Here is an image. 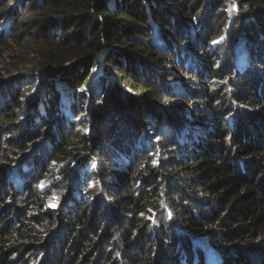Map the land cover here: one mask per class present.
Returning a JSON list of instances; mask_svg holds the SVG:
<instances>
[{
	"label": "trees",
	"instance_id": "trees-1",
	"mask_svg": "<svg viewBox=\"0 0 264 264\" xmlns=\"http://www.w3.org/2000/svg\"><path fill=\"white\" fill-rule=\"evenodd\" d=\"M206 1L203 19L196 18L205 50L228 32L221 31L225 25L207 26L216 0ZM158 2L0 0V47L20 32L31 34L17 17L26 7L35 14L46 81L41 97L25 102L36 106L23 124L25 140L11 137L0 162V264H208L207 246L218 264H264V23L247 33L249 45L225 66L211 69L205 51L187 67L191 57L182 47L188 46L179 44L186 31L172 24L181 36L172 37ZM225 3L217 7L221 15ZM254 13H231L228 28L264 19V10ZM166 54L182 62L180 71L207 82L178 88L174 75L163 72L172 60ZM112 71L127 78L132 94L112 83ZM3 72L1 113L25 87L10 86L23 73ZM181 89L195 105L186 121L173 103ZM114 101L127 117L112 119ZM87 122L90 133L75 129ZM49 194L53 208L46 206Z\"/></svg>",
	"mask_w": 264,
	"mask_h": 264
},
{
	"label": "rangeland",
	"instance_id": "rangeland-1",
	"mask_svg": "<svg viewBox=\"0 0 264 264\" xmlns=\"http://www.w3.org/2000/svg\"><path fill=\"white\" fill-rule=\"evenodd\" d=\"M204 1L206 0H159L158 5L156 6V9L161 10V11L163 10L164 13H166V17L168 18V22H169L166 24L171 25V26L172 24H177L178 27L186 31V36H184L183 39L180 40L179 44H183V46H188V47H182V48L184 51L189 53L191 58L188 60L187 58H185L186 61L183 62V65L184 63L185 64L187 63L186 64L187 67L191 66L192 60L195 61L196 59L195 56L198 54L203 56L204 54L203 52L206 51L208 55L205 57V61L206 62H209V60L213 61L211 69H214L217 66H219L221 62L223 66H225V60H227L230 54L236 53L240 55L242 52L245 51L246 47L250 43L249 41L250 39L246 36L247 33L249 31L259 30L260 25L264 23V19H262L261 16L259 15V13H261V10H264L262 7L263 6L262 3L264 2V0H261V1L260 0H226V3L224 5L225 8L222 6L223 7L222 15L216 10L218 9L217 7L220 5V3H222V1L224 3L225 0H216L214 5L212 6L211 11L209 10L210 14L212 13L211 18L206 17L205 21H207V26H210L212 29L215 28L216 30L221 28V26L225 25L223 28H221V31L222 32L228 31V32H225L223 35L220 33L219 38L213 41L210 38L211 36V31H209L210 29L206 31V34H205L206 39L207 40L210 39L212 41L210 44H208V48H206L207 50H205V47L207 46L203 45L200 42L201 27L197 25V19H196V18H199V20H201L203 19V16L205 15L206 8L203 5ZM206 2H208L207 4H210V3L213 4V2L212 1L209 2V0H207ZM177 5H179V7H177ZM180 7H183V8H180ZM247 9L255 11L254 14L258 13L259 15L258 17L260 20L256 18H250V19L248 18L245 20L247 22L244 23L242 27L239 28L235 22L233 26L231 25L230 28H228V24H231L228 16L231 18V13H233L234 15H237L238 10L244 11ZM184 11H186V13ZM22 14L25 17H28V19H26L25 17L23 18V15L22 17L18 15L17 20L23 21L24 23L22 24L24 25L22 26L28 27L29 30H31L30 32L32 33L24 36L23 33L20 32V37L18 40L14 41V40L9 39L6 41L7 46L3 45L0 47V87L1 88L5 87L4 86L5 82L3 81H5L6 79L2 78L4 76V72H3L4 69H13L14 72L23 73L25 76L22 82H16V81L10 82L11 88L13 89L15 87L16 91L21 87V85H24L25 87L24 88L21 87L22 89L20 90L21 92L20 97H18L17 101L14 104L11 103L10 105H8L7 107L3 109L2 113L0 112V162L5 161V157H3L4 152H6L7 150L11 151V149H8L10 146V144H8V140L11 137L14 136L16 141H19V142L25 140L24 136L23 135L21 136L23 124L27 121V117L29 116L28 114L31 115V113H33L34 111L33 108L36 107L35 104H33L32 107L30 105H25V102L27 100H30V102L31 101L33 102V100H35L38 96L41 97L42 89H43L44 83L46 82L45 77H40L41 68H42L41 63L42 61H44L43 57H44L45 45L43 42H40V40L35 39L33 36V33L36 30L35 25L33 26L35 14L30 12L27 7L25 8V11ZM187 21H190V22L187 23ZM1 25H3V22H0V27ZM166 26H163V27H166ZM167 27L169 28V26ZM175 29L176 28L172 26V29H171L172 37H174V39L177 41L178 39H180L181 36L180 34L176 33ZM17 31H19L18 27H16V32ZM0 35H1V30H0ZM164 51H167V50H164ZM164 54L165 53H162V55ZM210 54L213 55V57H211ZM165 57L167 61H168V58H171L172 60L170 61V64L168 63L165 64L166 70L163 72L169 71L171 76L174 75L175 79H177L174 81V83L176 86H178V88H179V85H182L184 83H185L184 84L185 86L191 87V85L193 84L191 83L190 85L189 84L190 82L197 83V82L205 81L204 80L205 76L198 77V76H194L196 74H192L191 72H188L187 74H185L183 70L180 71V65H182V62H180L181 64L175 63L174 58L172 56H169V55L167 56L166 54ZM23 63H25L26 65L25 70H20L17 67H14L15 65H18V66L23 65ZM200 66L202 65H199L198 68H200ZM224 73H225V68L223 72H221L220 74L224 76ZM112 74L113 75L112 77H110V79L114 85L117 84L119 89L125 88L128 93H131V94L133 93L132 90L129 88L130 85L128 84L129 82L127 78H124V76L121 77V75L123 74H120L117 71H112ZM215 77L217 80L216 85L219 86V83L221 84L223 80L219 76V73L216 74ZM130 81L134 82L133 79H130ZM113 84L110 87L109 86L107 87V90H108L107 92L110 93L112 90H115ZM161 86L162 87L160 89L165 87V85H161ZM182 89L180 90L179 94L176 95L175 100H173V103L176 108L182 111V117H181L182 120L186 121V119H189L190 117H192L193 114H195L194 113L195 105L190 103L189 99L192 96L183 95L185 90L182 92ZM90 92L96 95L99 92V88L97 87L92 88ZM165 93L167 92H163L162 95ZM196 100L198 101L197 98ZM37 101L36 103H38L37 104L38 105L37 108H38L40 106H39V102ZM222 103H225V102H222ZM115 104H116V101L111 103L108 108V114L110 113V116L112 117V119H114V117L117 115L127 117L126 113L128 111L126 112L125 108H121L120 110H118V108H116L118 106ZM217 108H220V107L217 106ZM86 111H87V106H86ZM136 115L137 114L135 113V117ZM36 121H38V119H36ZM88 123H92V122H87L83 125L77 124L75 125L76 126L75 129L81 130L85 132L86 134L90 133L92 128L90 125H88ZM187 124H189V122H187ZM198 124H201V121H197L195 125H198ZM110 125L111 123L109 124L105 123L102 126V129H103L102 132H104V136H107V137L111 136L109 132ZM190 125L192 128L193 124L190 123ZM142 126H145L144 130L148 132V135L150 138L156 137L157 132L155 131V127L149 126V124H146L145 121L142 122ZM130 127H132V125H130ZM156 139L158 140L160 138H156ZM100 143H101V140H99V144ZM101 145L102 146L104 145L103 146L104 148L108 147L104 141L102 144H100V146ZM2 148H4L3 151H1ZM12 148H13L14 153L18 149L15 147H12ZM93 159H96V158H93ZM262 159L264 160V154L262 156ZM79 160H81V158ZM57 169L59 170V168ZM47 188H48L47 186H41L39 189L44 191ZM56 205H57L56 199L54 198L53 194H49L47 201H46V206L49 208H53ZM217 258H218V254L214 252V250L211 249L209 246H207L206 247L207 263L208 264H218Z\"/></svg>",
	"mask_w": 264,
	"mask_h": 264
}]
</instances>
